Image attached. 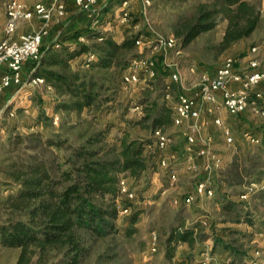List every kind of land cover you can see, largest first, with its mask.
I'll return each instance as SVG.
<instances>
[{"label":"trees","instance_id":"1","mask_svg":"<svg viewBox=\"0 0 264 264\" xmlns=\"http://www.w3.org/2000/svg\"><path fill=\"white\" fill-rule=\"evenodd\" d=\"M261 18L259 0H199L180 13L172 30L180 47L185 48L201 32L226 20L219 42L220 49L225 50L249 37ZM129 29L123 30L121 40L116 32L96 28H77L64 40L45 38L42 56L32 65L31 74L42 76L46 86L52 89L57 111L80 115L87 110L97 118L99 113L112 108L106 105L114 100L109 91L120 79L123 81L130 60L139 54L136 38L141 32L133 33ZM80 34H85L88 42L65 43ZM90 53L97 58L88 63L89 69L70 64L80 55H85L84 64H87L86 55ZM165 76L167 71L160 66L155 78L163 80ZM165 89L170 91L171 85H165ZM154 103L153 113L136 119L133 124L143 126L151 118V132L157 127L165 130L173 122L172 107ZM10 108L9 105L7 111ZM35 119L38 123L52 121L43 108ZM109 127L86 129L76 135L58 130L44 136L38 130L17 133L10 139L9 151L13 155L4 169L7 180L3 186L9 192L0 198L6 211V218L0 224V244L20 248L15 264H82L90 254L91 240L119 233V203L128 202L121 196L120 180L122 177L138 180L147 170H154L156 155L146 152L154 144L153 136L141 139L125 133L110 142ZM259 146L257 152L237 150L217 176L214 198L224 213L231 214L224 221L256 225L252 208L231 197L248 192L253 201L264 199V185L260 183L264 178V142ZM252 184L258 186L251 187ZM13 187L16 190L10 191ZM241 209H245L243 216ZM138 215V210L126 214L127 236L138 230ZM259 221L264 226V214ZM239 230L227 229L244 233ZM211 236L212 249L229 251L234 263L248 255L243 244H235L236 238L226 241L214 233ZM208 237L210 234L201 223L173 226L163 242L165 264H187V258L191 260L193 255L177 258L178 244L186 242L192 250L196 242Z\"/></svg>","mask_w":264,"mask_h":264},{"label":"rangeland","instance_id":"2","mask_svg":"<svg viewBox=\"0 0 264 264\" xmlns=\"http://www.w3.org/2000/svg\"><path fill=\"white\" fill-rule=\"evenodd\" d=\"M28 7L33 6L35 0H23ZM120 0H116L118 4ZM199 0H151V5L148 7L147 16L141 12V0H134L131 5V19L127 22L114 20L116 18L117 6L111 5V10L106 15H99L100 20L94 23L95 13L80 11L76 8H67V13L62 18L54 19L49 25L48 40H64V38L72 35L77 28H97V25L103 24V29L109 32H116L121 35L124 29H129L133 33L144 32L151 34H174L172 30L173 23L178 19L181 12L187 10ZM258 1V0H257ZM261 3L262 11V0ZM9 0H0V13L6 12V7ZM106 0H99V14L104 12ZM74 10V11H73ZM110 21L106 24L104 21ZM259 27L247 38L234 44L231 48L222 50L219 47L220 39L224 33L227 21L221 20L219 24L208 31L201 32L196 36L185 48H183L181 56H179V64L183 74V82L187 87L194 88L197 83V77L202 71L212 72L217 68L225 57L232 55L237 58L238 63L244 56L248 48L255 43H261L264 40V18L261 19ZM137 21V22H135ZM259 39V40H258ZM76 43L77 39L66 40L65 43ZM139 53L138 49L136 51ZM148 57L159 61L162 55L159 52H152L149 49L144 50ZM85 55H80L70 61L73 67L80 66L82 69H89L87 64H84ZM194 67L195 71L191 68ZM27 77V76H26ZM171 85V90H166L165 85ZM28 93L19 99V102H11L13 114H11L5 105L12 95L20 92L16 91L15 87L8 93H4L0 97V198L6 195L7 191L3 183L7 180V174L4 169L10 163V158L13 155L9 151V141L17 133L28 134L35 131H41L44 136H49L55 131H63L69 135H76L80 131L98 128H105L110 125L107 132V140L113 142L117 137L128 133L132 137L141 139H150L152 132L150 128L151 118H148L143 126L133 124L136 119L143 117L148 113H153L154 102L167 103L172 107L176 101L178 87L172 83L168 76L165 78H143L136 84L126 85L122 79L114 85L109 91L113 93L114 100L106 105H112L111 109L104 110L99 113L97 118L88 114L84 110L80 115L57 111L60 119L57 123L53 119V101L52 90L47 86L36 88L26 87ZM24 89V90H25ZM170 96L167 97L166 93ZM26 95L32 99L31 103H26ZM145 100V101H142ZM3 102V103H2ZM24 105V106H21ZM28 105V106H25ZM43 108L52 121L43 120L38 123L35 116L39 114ZM5 110V111H4ZM223 117L224 124L230 127L234 135V143L228 144L222 133L220 126L213 122V116L208 115L205 120L215 130L217 144V152L223 157L229 156L233 151L241 149L242 151L251 150L257 152L260 144H253L244 137L245 132H253L264 139V115L257 113L251 107L237 115L231 116L228 113H218ZM174 142V149L178 152L177 180L170 182L168 172L160 165V155L164 154L154 144L148 147L152 149L151 153L156 156L153 161V169L151 173H145L138 180L130 177L126 178L130 186L134 189L135 199L132 202V210H138V221L136 223L138 230L132 235L127 236L126 229V214L119 213L117 220L119 233L109 235L103 238L91 240L92 248L89 256L82 264H165L164 245L163 242L167 238L169 231L173 226H180L182 223L187 225L201 223L205 230L210 234L214 233L221 236L226 241H231L236 238L235 244H243V249L248 255H255L264 260V226L260 223V216L264 214V204L262 197L253 201L240 200L239 196L236 201H243L244 207L252 208L251 213L256 221L255 226H250L245 221L232 222L224 221V217H230V213L223 212L220 203L212 198H197L191 204H185L184 197L186 193L193 189L195 183L194 174L187 169L185 160V151L182 147L185 142V137L180 126L173 125V122L165 126ZM171 149V148H170ZM173 149V147H172ZM169 150V149H168ZM167 150V151H168ZM150 151V150H149ZM150 153V152H149ZM153 171H158L154 174ZM156 176V178H154ZM258 184H252L251 187H257ZM13 187L10 191H15ZM244 210V211H243ZM242 216L245 215V209H241ZM233 215V214H232ZM6 218V211L3 204L0 203V224ZM228 227L240 229L243 231L232 233L227 231ZM155 231L158 236L157 250H151V236ZM212 239L214 240L213 236ZM199 243V242H198ZM195 243L194 248L190 253L193 257L191 260L187 258V264H199L203 257V252L209 250L214 253L217 261L223 264V257L220 253L225 250L218 248L213 250L207 243ZM179 246V244H178ZM177 246V250H178ZM183 248L179 250L181 253ZM20 252L17 247H5L0 244V264H15ZM117 253L112 257L111 254ZM104 254V255H103ZM103 255V256H102ZM228 255H231L229 252ZM232 258L234 257L231 255ZM177 257V256H176ZM183 257V256H180ZM187 257V256H184ZM178 258V257H177ZM51 264V263H50ZM175 264V263H174Z\"/></svg>","mask_w":264,"mask_h":264},{"label":"built area","instance_id":"3","mask_svg":"<svg viewBox=\"0 0 264 264\" xmlns=\"http://www.w3.org/2000/svg\"><path fill=\"white\" fill-rule=\"evenodd\" d=\"M69 0H35L32 7H28L23 0H9L6 7V18L3 24H0V95L9 88L15 87L19 93L18 101L26 91V87L36 88L46 86L42 76H25L24 71L28 66L36 65L42 56V45L49 33V25L56 18H62L67 13ZM75 7L80 11L95 13L94 23H98L101 14H99V0H72ZM106 0L105 7L115 5L116 20L121 22L129 21L131 17V5L134 0ZM141 12L147 16L148 7L151 0H141ZM34 17L39 18L42 24L37 29L22 33L19 38L14 35L21 21H30ZM106 24L110 21H104ZM103 24L97 25L96 29H103ZM102 39V37H101ZM77 42H88L85 34L77 37ZM139 54L130 60L127 69L123 74V82L126 85L138 83L142 77L153 78L156 76L159 67L167 71V76L172 83L178 87L176 101L173 105V122L180 124L185 120H198L205 111L208 115H213V122L220 126L225 141L228 144L234 143V135L230 127L224 124L223 117L218 114L220 108H224L231 116H237L251 107L257 113L264 115V92L253 91V88L264 81V68L261 65L258 56L261 50V44L255 43L244 55L247 56V62L238 63L236 57L229 55L224 58L217 67L214 74L201 72L197 77V83L194 88L187 87L183 82V74L179 64V56L183 52L179 41L174 34H151L141 32L136 38ZM149 49L152 52H159L162 58L157 61L144 50ZM96 55L90 53L86 55L88 63L96 60ZM195 71V68H191ZM233 84H238L234 87ZM49 87V86H47ZM50 88V87H49ZM25 89V90H24ZM193 92V93H191ZM18 94V93H17ZM169 97L170 93L167 92ZM13 110V109H12ZM12 110L9 112L13 114ZM54 122L60 119L59 113L53 114ZM197 127L196 124L192 126ZM156 147L164 154L160 155V165L169 175L170 182L177 180L178 161L176 156L167 152L171 142V137L161 127L152 131ZM246 140L253 144L264 142L259 135L253 132H245ZM210 141L201 142L193 132L187 133V153L184 163L186 167L194 174L195 183L192 190L188 191L184 197L185 204L193 203L197 198H212L215 195L214 175L220 172L226 166L227 161L220 154L210 149ZM194 149L199 156L207 158L203 165H199L194 160ZM120 193L128 202L119 203L121 214H128L132 210V202L135 199L134 189L130 186L126 178L120 180ZM240 200H248L250 194L243 193L239 195ZM151 250H157L158 236L155 231L151 236ZM199 264H222L217 261L214 253L206 250ZM223 264H264V260L255 255H247L241 262L234 263L231 257H228Z\"/></svg>","mask_w":264,"mask_h":264},{"label":"crops","instance_id":"4","mask_svg":"<svg viewBox=\"0 0 264 264\" xmlns=\"http://www.w3.org/2000/svg\"><path fill=\"white\" fill-rule=\"evenodd\" d=\"M35 2V1H34ZM73 8V9H75L76 10V7H75V5H74V3H73V1L72 0H69L68 1V8ZM110 8V9H109ZM107 9H109V10H111V6H106L105 8H104V12H102L101 13V16L102 15H106V14H108V11L109 10H107ZM74 11V10H73ZM5 18H6V12H4V13H0V24H3L4 22H5ZM264 18V0H262V18L261 19H263ZM114 20H115V18H114ZM262 21V20H261ZM261 21H260V23H261ZM41 24H42V21L39 19V18H37V17H34L32 20H30V21H21L20 22V24H19V26H18V29H17V31H16V33H15V35H14V37L15 38H19L20 37V35L22 34V33H25V32H28V31H31V30H33V29H37L38 27H40L41 26ZM260 25V24H259ZM259 27V26H258ZM257 27V28H258ZM122 35V34H121ZM121 35H119V37H118V40H121ZM48 37V36H47ZM72 39H74V38H72ZM71 40V39H70ZM259 40V39H258ZM261 50L259 51V53H258V56H259V58H260V61H261V65H262V67L264 68V40H262L261 41ZM249 51V48H248V50H247V52ZM246 52V53H247ZM241 61H239V63H245V62H247V56H244V57H242L241 59H240ZM216 70H217V68H215L212 72H209V71H202V72H207V73H209V74H214L215 72H216ZM33 72V67H29L28 66V68L27 69H25V71H24V75L25 76H29V75H31V73ZM233 86L234 87H236V86H238V84H233ZM12 89V87L11 88H9L8 90L10 91ZM51 89V88H50ZM7 90V92L6 93H8L9 91ZM52 90V89H51ZM253 91H262V92H264V81H262L260 84H258L256 87H254L253 88ZM26 92V94L28 93V89H27V91H25ZM25 92L23 93V95L25 94ZM52 92V95H53V99H54V101H55V95H54V93H53V91H51ZM191 93H193V92H191ZM4 94V93H3ZM3 94H1V95H3ZM29 94V93H28ZM1 95H0V97H1ZM22 95V96H23ZM4 96V95H3ZM22 96H21V98H22ZM6 97L4 96V99H5ZM12 101H15L16 103H18L19 101H18V96H17V94H14V95H12V97H11V99L10 100H8V103L5 105V109L9 106V105H11L10 103L12 102ZM26 103L28 102V103H31V101H32V99L31 98H29V95H26V100H24ZM53 101V106H52V110H53V112L55 113V112H57L56 111V109H55V107H54V102ZM1 103V102H0ZM3 103V102H2ZM21 106H24V105H21ZM25 106H28V105H25ZM5 111V110H4ZM227 113V111L224 109V108H220L219 110H218V112L217 113ZM221 115V114H220ZM208 116V113H206L205 111L203 112V115L198 119V120H185V121H183L182 123H180V124H175L174 122H173V125H175V126H180V128H182V130H183V134H184V137H185V142H184V145L182 146L183 148H184V151H185V155H186V153H187V150H186V148H187V133H189V132H193L194 134H195V136L197 137V139L199 140V141H201V142H204V141H208L209 139H211V141H210V149L213 151V152H216V153H218V154H220L221 155V153H219V152H217L216 150H217V144H215L214 143V140H216L218 137H216V134H215V130H213L212 129V126L211 125H207L209 122L207 121V120H205L206 119V117ZM213 116V115H212ZM36 117V116H35ZM194 124H196V126L197 127H195V128H193L192 126L194 125ZM166 131V130H165ZM169 134V133H168ZM170 135V134H169ZM170 137H171V135H170ZM150 147V146H149ZM172 147H173V149H172ZM174 142H173V139H172V137H171V142H170V144H169V146H168V148H167V152L169 153V154H171V155H173V156H176V158H178V151L177 150H175L174 149ZM171 148V149H170ZM150 150V151H149ZM146 152L147 153H149V152H152V149H147L146 150ZM235 152H236V150L235 151H233L229 156H225L224 157V159L228 162L229 160H231L232 159V157H233V155L235 154ZM222 156V155H221ZM194 160H195V162L196 163H198L199 165H203L206 161H207V158H205V157H202V156H199L197 153H196V151H195V149H194ZM226 165H227V163H226ZM188 169V168H187ZM189 170V169H188ZM152 172V170H147L145 173H151ZM144 173V174H145ZM153 173L156 175V174H158V171H153ZM219 175V172H216L215 173V175H214V184L216 185H218V183H217V176ZM154 178H156V176H154ZM261 185H264V178L261 180ZM217 185H216V187H217ZM208 198V197H207ZM214 198V197H213ZM215 199V198H214ZM231 199H233V200H236V197L235 196H232L231 197ZM201 243H207L208 244V246L210 247V248H212L213 247V244H214V240L212 239V236H210V237H208L205 241H203V242H201ZM198 245H199V243H198ZM181 248H183L182 249V251H181V253H179V250L181 249ZM190 251H192L191 249H190V247L188 246V244L186 243V242H183V243H180L179 244V246H178V250L176 251V256L178 257V258H183L184 256H186V255H188L189 253H190ZM229 254V251H224V252H222V254L220 253V256L221 257H223V255L225 256L226 255V258L223 260V261H225L228 257H231L232 258V256L231 255H228ZM162 255L164 256V253H162ZM180 256H183V257H180Z\"/></svg>","mask_w":264,"mask_h":264},{"label":"water","instance_id":"5","mask_svg":"<svg viewBox=\"0 0 264 264\" xmlns=\"http://www.w3.org/2000/svg\"><path fill=\"white\" fill-rule=\"evenodd\" d=\"M11 104V103H10Z\"/></svg>","mask_w":264,"mask_h":264}]
</instances>
